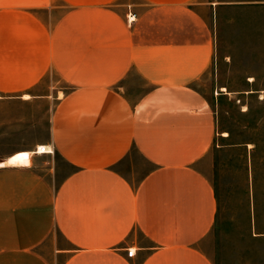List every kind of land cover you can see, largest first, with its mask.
I'll list each match as a JSON object with an SVG mask.
<instances>
[{
	"label": "crops",
	"instance_id": "1",
	"mask_svg": "<svg viewBox=\"0 0 264 264\" xmlns=\"http://www.w3.org/2000/svg\"><path fill=\"white\" fill-rule=\"evenodd\" d=\"M215 3L0 0V93L69 84L41 95L52 152L0 162V264H213Z\"/></svg>",
	"mask_w": 264,
	"mask_h": 264
},
{
	"label": "rangeland",
	"instance_id": "2",
	"mask_svg": "<svg viewBox=\"0 0 264 264\" xmlns=\"http://www.w3.org/2000/svg\"><path fill=\"white\" fill-rule=\"evenodd\" d=\"M214 2L216 51L196 84L217 115L204 170L216 188L218 214L202 248L213 264H264V0ZM68 88L49 69L23 95L30 100L0 93V162L49 138L56 101L41 95Z\"/></svg>",
	"mask_w": 264,
	"mask_h": 264
},
{
	"label": "bare ground",
	"instance_id": "3",
	"mask_svg": "<svg viewBox=\"0 0 264 264\" xmlns=\"http://www.w3.org/2000/svg\"><path fill=\"white\" fill-rule=\"evenodd\" d=\"M26 97H27V95H26ZM48 148H50V147H48ZM8 161H9V163L11 162V163H16V164H26L29 162V157H28V155L14 154L8 158Z\"/></svg>",
	"mask_w": 264,
	"mask_h": 264
},
{
	"label": "built area",
	"instance_id": "4",
	"mask_svg": "<svg viewBox=\"0 0 264 264\" xmlns=\"http://www.w3.org/2000/svg\"><path fill=\"white\" fill-rule=\"evenodd\" d=\"M49 146L50 145H47V144L37 145L36 148H35V152L36 153H49V152H52V148H48ZM127 252H128V255H130V256H132L134 254V250L131 249V248L128 249Z\"/></svg>",
	"mask_w": 264,
	"mask_h": 264
}]
</instances>
